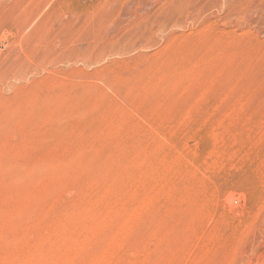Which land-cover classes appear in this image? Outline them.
I'll use <instances>...</instances> for the list:
<instances>
[{
	"label": "rangeland",
	"instance_id": "374dc122",
	"mask_svg": "<svg viewBox=\"0 0 264 264\" xmlns=\"http://www.w3.org/2000/svg\"><path fill=\"white\" fill-rule=\"evenodd\" d=\"M0 264H264V0H0Z\"/></svg>",
	"mask_w": 264,
	"mask_h": 264
}]
</instances>
